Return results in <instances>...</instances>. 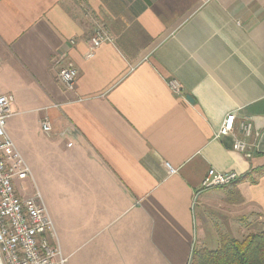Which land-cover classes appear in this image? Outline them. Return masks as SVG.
Wrapping results in <instances>:
<instances>
[{
	"label": "crops",
	"instance_id": "obj_1",
	"mask_svg": "<svg viewBox=\"0 0 264 264\" xmlns=\"http://www.w3.org/2000/svg\"><path fill=\"white\" fill-rule=\"evenodd\" d=\"M97 28L112 41L87 58ZM67 63L73 91L58 78ZM0 73L33 106L23 135L43 136L36 167L49 160L59 185L50 219L61 253L84 250L66 264H189L232 237L199 217L231 208L240 180L264 168V0H0ZM228 114L234 131L216 139ZM209 170L238 180L202 190ZM258 200L263 215L264 192Z\"/></svg>",
	"mask_w": 264,
	"mask_h": 264
},
{
	"label": "built area",
	"instance_id": "obj_2",
	"mask_svg": "<svg viewBox=\"0 0 264 264\" xmlns=\"http://www.w3.org/2000/svg\"><path fill=\"white\" fill-rule=\"evenodd\" d=\"M111 41L103 29H95L90 38L91 51L87 58H93L95 49ZM76 75V69L70 63L59 68L58 78L69 91L74 90ZM172 89L178 93L176 84H172ZM11 105L12 97L0 96V264H66L40 195L27 194L23 185L31 179V173L6 132V122L13 115ZM234 125L235 116L228 114L215 138L231 135ZM239 129L244 137L250 136L251 122L243 119ZM41 130L45 136L51 135L52 126L48 117L41 121ZM71 146V143L67 145ZM248 150L245 141L234 140V152L246 157ZM166 168L173 172L168 164ZM237 180L238 175L234 171L209 170L201 182V189L223 188Z\"/></svg>",
	"mask_w": 264,
	"mask_h": 264
},
{
	"label": "rangeland",
	"instance_id": "obj_3",
	"mask_svg": "<svg viewBox=\"0 0 264 264\" xmlns=\"http://www.w3.org/2000/svg\"><path fill=\"white\" fill-rule=\"evenodd\" d=\"M21 92L24 91L10 85V82L7 81L6 74L0 73V94L4 96L11 95L13 98L11 105L13 115L6 122V132H8V128L10 127L13 129L15 134L12 138V142L17 146L18 143L21 145L16 147V149L31 173V179L24 182L23 185L26 188L27 194L32 195V193H38L40 195L48 215L51 217L50 196L53 195L56 198V195L59 194V185L55 181V177L51 174L49 160L47 166L44 167L43 173L40 168L36 167L37 157L40 158V165H42L41 155L37 148L43 136H36L34 133V135L32 134L31 138L27 140L23 135L24 124L26 123L28 129L30 127L34 129L35 123L32 119L34 114L30 112L33 110V106L23 104ZM251 177L252 179H248L247 181H245V179L240 180L241 185L235 188L237 190L235 193H232L233 200L231 199V208L224 209V207L217 204L218 207H214V209L207 211L205 214L203 213V215L199 217L203 227L206 225L210 229L214 227L215 229L219 228V230H221L224 229V225L227 230L232 233V237L237 240H241L251 233L262 231L259 225L264 227V224H262L264 221V214L259 215L260 210H258L257 203L261 205L258 198L264 192V182L257 185V180L259 178L256 175ZM66 187L67 186L63 185L65 190H67ZM233 187L235 186L233 185ZM227 197L228 195L226 194V198ZM219 200H221V198H219ZM58 207L61 209V205H58ZM221 220H224V224H222ZM64 221L67 223L66 216L64 217ZM83 251V248H65L63 254L66 257H68V255L70 256L68 258L70 262H75L82 258Z\"/></svg>",
	"mask_w": 264,
	"mask_h": 264
},
{
	"label": "trees",
	"instance_id": "obj_4",
	"mask_svg": "<svg viewBox=\"0 0 264 264\" xmlns=\"http://www.w3.org/2000/svg\"><path fill=\"white\" fill-rule=\"evenodd\" d=\"M254 174L264 176V168L256 169ZM189 264H264V230L241 240L221 236L217 249L194 250Z\"/></svg>",
	"mask_w": 264,
	"mask_h": 264
},
{
	"label": "water",
	"instance_id": "obj_5",
	"mask_svg": "<svg viewBox=\"0 0 264 264\" xmlns=\"http://www.w3.org/2000/svg\"><path fill=\"white\" fill-rule=\"evenodd\" d=\"M187 99L191 102L190 98H187Z\"/></svg>",
	"mask_w": 264,
	"mask_h": 264
}]
</instances>
